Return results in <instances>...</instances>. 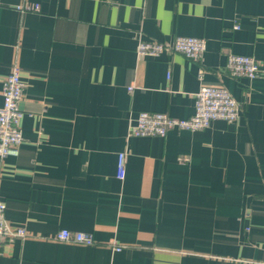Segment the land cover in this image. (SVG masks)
Returning a JSON list of instances; mask_svg holds the SVG:
<instances>
[{
    "label": "crops",
    "instance_id": "obj_1",
    "mask_svg": "<svg viewBox=\"0 0 264 264\" xmlns=\"http://www.w3.org/2000/svg\"><path fill=\"white\" fill-rule=\"evenodd\" d=\"M178 35L206 39L201 60L137 51ZM230 52L261 73L232 76ZM15 66L24 140L0 159V200L26 234L0 264H264V0H0V106ZM202 82L232 93L237 120L131 134L142 111L192 116Z\"/></svg>",
    "mask_w": 264,
    "mask_h": 264
},
{
    "label": "built area",
    "instance_id": "obj_2",
    "mask_svg": "<svg viewBox=\"0 0 264 264\" xmlns=\"http://www.w3.org/2000/svg\"><path fill=\"white\" fill-rule=\"evenodd\" d=\"M20 11L40 9L39 3H22L17 5ZM235 27L239 28V21H235ZM206 50V39L197 36L178 35L171 42H159L142 40L138 44L137 51L141 55L158 56L163 52H180L186 57L201 60ZM225 69L234 77H246L253 79L261 73L260 63L250 55L230 52L227 56ZM204 69H200L199 78L204 79ZM170 77V74H169ZM24 85L21 80V72L18 66L7 75L2 85L3 104L0 106V159L7 155H19L20 146L24 140L21 120L23 110L21 101ZM241 103L223 85L202 82L196 93L195 113L189 118H177L165 112L142 111L139 113L136 123L131 128L134 136H166L171 129L201 130L209 127L214 120L223 119L235 121L241 113ZM127 153L118 155V177L123 179L126 174ZM6 204L0 200V255L6 239L17 236H25L24 228L13 229L5 217ZM57 239L63 241H75L82 244H94L92 233L72 232L61 230ZM122 247L117 246L120 250Z\"/></svg>",
    "mask_w": 264,
    "mask_h": 264
}]
</instances>
